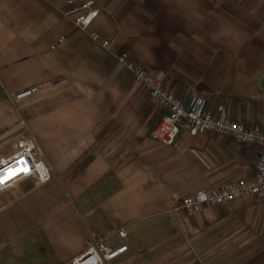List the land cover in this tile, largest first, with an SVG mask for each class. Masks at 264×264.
I'll return each mask as SVG.
<instances>
[{
  "label": "crops",
  "instance_id": "obj_1",
  "mask_svg": "<svg viewBox=\"0 0 264 264\" xmlns=\"http://www.w3.org/2000/svg\"><path fill=\"white\" fill-rule=\"evenodd\" d=\"M94 3L81 30L66 0H0V156L30 138L53 172L0 192V264H71L90 236L127 246L109 264H204L206 240L219 250L236 215L180 202L253 176L258 149L185 130L163 145L161 110L117 58L150 70L186 108L201 100L263 129L264 0Z\"/></svg>",
  "mask_w": 264,
  "mask_h": 264
},
{
  "label": "built area",
  "instance_id": "obj_2",
  "mask_svg": "<svg viewBox=\"0 0 264 264\" xmlns=\"http://www.w3.org/2000/svg\"><path fill=\"white\" fill-rule=\"evenodd\" d=\"M66 4V14L73 16L75 26L81 30H86L99 14L94 0H66ZM103 45H107V42H103ZM117 61L132 73L134 83L145 87L150 101L161 110L162 115L154 137L163 145L171 146L180 131L185 130L191 135L211 133L231 137L239 143L253 145L258 149L253 176L240 178L220 188L199 190L184 197L180 202V209L195 213L204 206H222L239 200L264 198V128L247 127L230 120L224 110L213 114L205 109L201 100L186 108L182 99L150 70L129 60L125 54L120 55ZM36 90L34 87L20 91L10 95L9 99L16 101ZM35 149L33 139L23 138L16 141L11 154L0 156V192L22 179L34 178L42 184L52 178L49 162L45 157L36 156ZM117 236L125 238L126 233L120 229ZM126 250L125 244L111 247L105 243V238L90 236L84 252L73 258L71 264H109Z\"/></svg>",
  "mask_w": 264,
  "mask_h": 264
},
{
  "label": "rangeland",
  "instance_id": "obj_3",
  "mask_svg": "<svg viewBox=\"0 0 264 264\" xmlns=\"http://www.w3.org/2000/svg\"><path fill=\"white\" fill-rule=\"evenodd\" d=\"M211 208L235 214L234 229L221 230L219 250L206 240L198 259L204 264H264V200ZM245 213L250 219L245 220Z\"/></svg>",
  "mask_w": 264,
  "mask_h": 264
}]
</instances>
